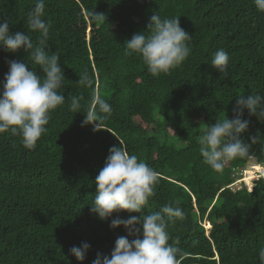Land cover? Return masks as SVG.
Here are the masks:
<instances>
[{"label": "trees", "instance_id": "1", "mask_svg": "<svg viewBox=\"0 0 264 264\" xmlns=\"http://www.w3.org/2000/svg\"><path fill=\"white\" fill-rule=\"evenodd\" d=\"M35 0H0V17L13 32L38 33L27 26ZM45 19L51 21L48 46L60 57L66 80L60 89L64 105L53 110L48 132L34 149L20 136L0 134V264H92L97 253L111 256L115 241L126 236L111 220L141 213L123 210L102 220L91 212L95 177L104 167L109 149L123 140L130 154L160 174L143 213L180 202L186 218L169 227L170 243L179 250L177 264H261L264 248V177L250 188L235 170L251 158L264 164V147L252 145L251 158L230 161L222 174L203 163L198 137L216 120L233 117L236 98L264 96V13L253 0H45ZM106 14L99 24L92 13ZM180 17L192 40L188 59L168 74L152 76L142 59L125 55L124 43L146 31L151 15ZM146 34H148L146 32ZM220 48L230 56L227 75L211 65ZM7 60L29 61L23 48L0 46V89L9 71ZM87 71L90 88L78 85ZM83 94L85 105L94 95L112 107L105 129L82 127L85 113L70 110L71 95ZM243 119L249 129L242 138L264 135V122ZM98 123V122H97ZM119 137V138H118ZM207 224L208 227L204 226ZM139 226V225H138ZM91 245L81 262L73 246Z\"/></svg>", "mask_w": 264, "mask_h": 264}, {"label": "clouds", "instance_id": "2", "mask_svg": "<svg viewBox=\"0 0 264 264\" xmlns=\"http://www.w3.org/2000/svg\"><path fill=\"white\" fill-rule=\"evenodd\" d=\"M253 3L257 11L264 13V0H253ZM45 10V0H35L27 15L28 28L38 33L37 43L27 33L11 31L8 19L0 17V46L8 52L23 48L29 53L31 65L39 66L43 72L39 75L23 61L7 60L9 71L0 89V134L8 132L20 136L23 146L30 150L47 134L51 112L66 101L60 91L66 77L59 54L48 46L51 21L44 18ZM92 20L99 24L107 21V17L94 11ZM191 40L192 35L181 27L180 17L162 18L156 11L150 17L147 30L134 34L123 45L125 55L139 56L147 71L158 77L168 74L188 59L192 52ZM229 63V53L223 48L218 49L211 59V65L225 76ZM79 76L78 85L85 88L93 86L94 79L87 71ZM68 100L71 111L86 114L82 127L92 124L94 132L105 129L102 125L112 114V107L105 99L94 95L83 112V94L71 95ZM245 109L250 116L264 122V96L241 95L236 98L232 118L216 120L198 137L203 163L216 173L222 174L230 161L251 158L252 145L259 143L264 147V135L258 133L251 136V144L242 138L250 124L249 120L243 119ZM119 140L120 146L113 145L109 149L105 165L95 177L97 191L91 212L102 220H108L113 213L123 210L141 215L112 219L111 228L123 225L128 235L135 238L130 241L126 236H119L111 256L98 252L92 264H177L179 250L174 246L175 242L170 243L169 227L177 219L183 221L186 212L176 201L175 206L170 202L159 211L143 213L160 182V174L144 160L130 154L124 141ZM247 165L257 168L258 175L252 182L264 177V164L251 158ZM247 165L240 168L244 169ZM90 248L89 243L83 242L80 247L73 246L70 252L83 262ZM258 255L261 264H264V248L258 251Z\"/></svg>", "mask_w": 264, "mask_h": 264}, {"label": "built area", "instance_id": "3", "mask_svg": "<svg viewBox=\"0 0 264 264\" xmlns=\"http://www.w3.org/2000/svg\"><path fill=\"white\" fill-rule=\"evenodd\" d=\"M250 169H251V173H250V174H248V173L246 172V169H245V168L242 169V170H240V172H239V176H238V179L236 180L235 184L230 186L231 189H233V190H235L236 188H237V189H240V188L242 187V182H241V181H242V180L246 181L245 176L248 177V176L251 175V177L254 178V177H256V176L258 175V173H257L256 170H255V169H257L256 166L252 165V166L250 167ZM246 185L250 188V186L252 185V180H251L250 184H248V182H246Z\"/></svg>", "mask_w": 264, "mask_h": 264}, {"label": "rangeland", "instance_id": "4", "mask_svg": "<svg viewBox=\"0 0 264 264\" xmlns=\"http://www.w3.org/2000/svg\"><path fill=\"white\" fill-rule=\"evenodd\" d=\"M246 172L248 173V174H250L251 173V169H250V167L247 165L246 166ZM240 170H242L241 168H238L237 170H235L234 172H235V174L236 175H238L239 176V172H240ZM245 178H246V182H248V184H250V182H251V180L253 179V177H251V175L250 176H245ZM255 178V177H254ZM204 226L205 227H208V225L206 224L205 225V222H204Z\"/></svg>", "mask_w": 264, "mask_h": 264}]
</instances>
